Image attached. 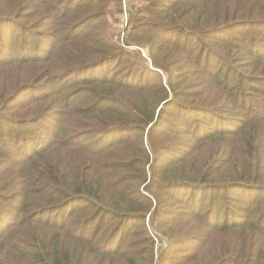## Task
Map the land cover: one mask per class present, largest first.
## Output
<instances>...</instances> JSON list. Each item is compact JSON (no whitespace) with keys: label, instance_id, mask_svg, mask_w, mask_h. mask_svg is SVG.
<instances>
[{"label":"trees","instance_id":"16d2710c","mask_svg":"<svg viewBox=\"0 0 264 264\" xmlns=\"http://www.w3.org/2000/svg\"><path fill=\"white\" fill-rule=\"evenodd\" d=\"M69 1L81 14L103 0ZM142 1L130 14L126 44L148 49L150 62L107 32L84 39L92 56L81 55L68 46L83 38L81 28L58 34L55 52L33 55L48 64L39 79L58 89L55 109L42 114L58 127L55 144L32 137L28 148L27 119L0 111L3 126L24 138L20 148L5 139L22 150L20 158L11 160L5 141L0 151L27 178L14 182L17 193L0 195V264H264V116L238 118L251 101L262 109L264 67L245 70L264 55V0ZM57 8H50L52 27ZM2 16L13 19L0 20L11 33L32 26L16 21L18 9L0 8ZM101 17L95 12L83 28ZM8 39L0 34L5 53ZM64 47L58 74L69 72L54 76L52 58ZM133 54L137 61L126 60ZM17 57L25 66L34 59ZM81 66L91 67L83 79L92 94L77 103L62 86L71 80L77 88ZM34 83L15 81L14 96L0 98V107L10 102L14 112L24 92L43 95ZM240 85L252 92L231 90ZM57 148L58 165L24 170Z\"/></svg>","mask_w":264,"mask_h":264},{"label":"rangeland","instance_id":"374dc122","mask_svg":"<svg viewBox=\"0 0 264 264\" xmlns=\"http://www.w3.org/2000/svg\"><path fill=\"white\" fill-rule=\"evenodd\" d=\"M65 1V4L62 5V2ZM68 1V2H67ZM122 1V4H121ZM126 6L124 0H103L102 2L96 3V7H93L92 9H87V13H81L79 14V11L82 9L78 8L77 4L74 5L71 4L69 0H0V8H11L13 11H17L18 9V18L16 21H20V23L24 24L26 27L29 25H32L30 28H28L25 31L20 30H14L11 33V29L9 26H0V34H4L9 36L10 39H8L9 43L8 45H5V49L7 50V53L4 52V48L0 45V60L3 62V65H0V98L2 97H8L12 98L15 94V92H12L9 90L10 87H13V83L15 81H18V84L24 81L30 82L28 86H32L35 80L37 79V82L34 83L37 86H39V89H43L42 92L43 95L32 93V92H24L23 97L19 100L18 104L21 105L22 108L18 109L17 111L11 112L8 110H14L11 107V104L3 103L4 106L0 107V111L4 112V114L13 117L14 119L17 118H25L27 119V122L30 123V127L32 128V131L28 133L27 137L24 139L21 134H19V131H16V129H8L7 127L3 126V123L0 119V129H3L5 132V136L3 137L0 134V146L4 144L5 139H9L13 141L14 145L16 147H19L17 142L24 139L26 142V145L28 148L32 145V137L41 142L49 141L52 144H55L58 141V127L56 130V126L54 124H49L48 120L42 117V114L44 113L47 108L55 109V105L57 103L58 98V89L54 87V85L50 81H45L44 78H40L39 76L45 72V69H47L48 64L44 62L42 58L35 59L33 55L37 53L36 57H43L44 52H51L56 51L58 46L60 45V41L58 40V37L61 35H71L76 30L80 31L81 28L82 31L79 32V34L84 35L83 38L79 37V39H76V41L68 42L72 46L74 50L78 51L81 55L87 54L88 56H92L90 51L85 49L84 46V39H86V44L92 42L90 39L88 41V38L93 35H99L102 33H109L113 36V41L122 49L126 51H140L141 54H143V57L149 61V50L148 49H140L137 46H127L126 44V38L129 34L133 21L130 19V14L134 8H137V5L143 4L142 0H126ZM58 6L63 10H66L67 13L64 11L57 12L56 17H58L57 24H54V27L49 23V15L51 14V9L58 10ZM51 8V9H50ZM95 12H101L102 17L101 19L96 23L91 24L87 29H84L83 26H85L86 21L92 17V15ZM5 13H7V10H5ZM5 16H8L5 14ZM1 21L8 22L10 18L2 16L0 18ZM11 19L10 21H12ZM62 23H65L68 26V29H64L62 26ZM40 26H46L39 28ZM39 28V29H36ZM241 29L243 33H248L249 30L247 29ZM65 30V31H64ZM103 30H106L103 32ZM59 34V36H58ZM233 34V33H232ZM222 36V35H221ZM232 37L233 35H227ZM237 36V35H235ZM223 37V36H222ZM79 41V42H78ZM159 45V44H158ZM160 46V45H159ZM260 46H262L260 44ZM67 48H61L60 51L52 58L53 62L50 66L55 67L53 74L54 76H58L61 73L69 72V70H65L58 74V64L59 66H62V63H65V52ZM18 52H23L27 56H32L31 58H34L32 61H30V64L25 66L26 64H18L19 61H16L17 59L21 57L18 56ZM42 54V55H41ZM23 58V57H22ZM68 61L72 63V59L69 57H66ZM129 62L137 61L136 55H130L127 57ZM124 59V61L126 62ZM60 61V63H59ZM102 60H98V63H101ZM261 63L260 65H255L253 68H247L245 71L249 72L252 71L254 68H257L258 73L260 68L264 67V55L261 57ZM97 62H93L94 65ZM150 62V61H149ZM28 63V62H26ZM84 65V64H83ZM82 65V66H83ZM79 67L77 70L78 76H73V82L77 80V88L71 89L73 86L71 80H66L63 84V88H68L67 92L70 91V97H74L73 102L80 103L85 96H88L89 94H92L91 87L85 86V82H90L89 80L84 81V77L87 73H84L85 70L89 71L91 67L87 66L85 67ZM110 68L109 74H113L117 71L119 68V65L117 63L108 65ZM186 66H190L189 62H186ZM213 66H216V64L213 63ZM78 67V66H76ZM132 67H134L132 65ZM63 68V67H61ZM73 71V70H70ZM74 71V72H75ZM99 74L101 77H105L108 75V67H101L99 70ZM75 77V78H74ZM43 80V81H42ZM83 80V81H82ZM238 81V80H237ZM79 82V83H78ZM25 84V83H24ZM86 89H82V88ZM244 88V85L240 86H234L231 88V90L239 91ZM259 92L261 89H257ZM264 90V89H262ZM252 91L249 90L247 87L244 88V93L247 95L251 93ZM72 93V95H71ZM17 94V93H16ZM261 95V92H260ZM35 96V97H33ZM45 96V97H43ZM40 97V99H36ZM94 98V96H93ZM264 96H260L259 100H262ZM240 100H244L242 97ZM32 102V103H31ZM262 109L258 108L256 106L259 104L257 101L254 103V101H251L248 103L247 106H244L242 110V114L238 115V118H252L257 116H264V99L262 101ZM38 124L37 126H35ZM33 127L38 129H33ZM13 128V127H12ZM17 128V127H14ZM50 130V132H49ZM56 130V131H55ZM49 132V133H48ZM23 133H25V130H23ZM4 135V133H3ZM3 137V138H2ZM14 145L11 144L9 141H5V148L9 149L11 152V160L13 156H16V158H20V151L19 149H14ZM20 148V147H19ZM31 151L28 152L26 159L29 160V157L33 155ZM50 156V155H49ZM58 157L60 154H58V148L55 149L51 156L46 159V162L37 161L34 160L30 164L25 163L24 170H29L31 165H34L36 163H42L44 166H48L50 164H57L58 165ZM57 161V162H56ZM19 164V162L14 163V165ZM0 166H3L2 171L0 172V195L2 194L5 196V198H9L13 194L17 193L20 189L17 188L14 185V182L16 180L21 179H27L24 174L21 172H16V167H13V164H10L8 161V157L0 151ZM20 166V165H19ZM8 188H13V191L6 193ZM9 200H6V203H8ZM45 221L49 222H56V219L54 216H48L44 219ZM91 232V231H89ZM91 234V233H90ZM12 240V239H11ZM2 243V242H1ZM4 244V243H2ZM21 257V256H18Z\"/></svg>","mask_w":264,"mask_h":264},{"label":"built area","instance_id":"2783aa9c","mask_svg":"<svg viewBox=\"0 0 264 264\" xmlns=\"http://www.w3.org/2000/svg\"><path fill=\"white\" fill-rule=\"evenodd\" d=\"M124 2H125V6H126V0H124Z\"/></svg>","mask_w":264,"mask_h":264}]
</instances>
